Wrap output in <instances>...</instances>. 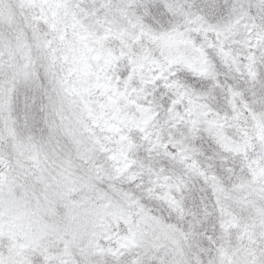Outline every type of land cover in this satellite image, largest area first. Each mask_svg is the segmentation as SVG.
Instances as JSON below:
<instances>
[{
    "label": "snow or ice",
    "instance_id": "snow-or-ice-1",
    "mask_svg": "<svg viewBox=\"0 0 264 264\" xmlns=\"http://www.w3.org/2000/svg\"><path fill=\"white\" fill-rule=\"evenodd\" d=\"M0 264H264V0H0Z\"/></svg>",
    "mask_w": 264,
    "mask_h": 264
}]
</instances>
